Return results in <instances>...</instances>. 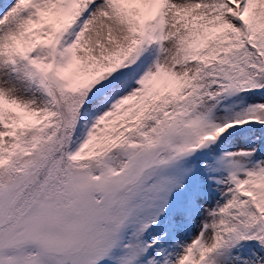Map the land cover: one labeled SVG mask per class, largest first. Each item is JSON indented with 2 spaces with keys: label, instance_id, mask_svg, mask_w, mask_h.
Instances as JSON below:
<instances>
[{
  "label": "snow or ice",
  "instance_id": "1",
  "mask_svg": "<svg viewBox=\"0 0 264 264\" xmlns=\"http://www.w3.org/2000/svg\"><path fill=\"white\" fill-rule=\"evenodd\" d=\"M0 264H264V0H0Z\"/></svg>",
  "mask_w": 264,
  "mask_h": 264
}]
</instances>
